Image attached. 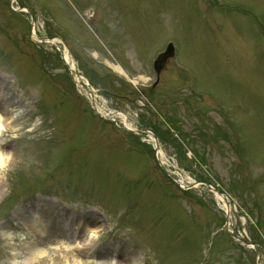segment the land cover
<instances>
[{"label":"rangeland","instance_id":"374dc122","mask_svg":"<svg viewBox=\"0 0 264 264\" xmlns=\"http://www.w3.org/2000/svg\"><path fill=\"white\" fill-rule=\"evenodd\" d=\"M0 111V264H264V0H0Z\"/></svg>","mask_w":264,"mask_h":264},{"label":"bare ground","instance_id":"6f19581e","mask_svg":"<svg viewBox=\"0 0 264 264\" xmlns=\"http://www.w3.org/2000/svg\"><path fill=\"white\" fill-rule=\"evenodd\" d=\"M64 57H65V59H67L68 61L71 62L69 51L67 49L65 50V56ZM113 67L115 70H118L119 72H122V73L124 72V70L121 66H114L113 65ZM2 121H4V118H3L2 112L0 111V123ZM1 128L2 127H0V130H1ZM6 159H7V157L3 156V152H0V166L1 167L3 165H5ZM37 220L38 219L36 217L33 220V222H36V224H37ZM49 229L50 228L47 226L46 233H44L43 231H40V233L38 234L39 235V237H38L39 241L37 244L26 247L28 249V251L24 252V254H23L26 257V259H25L26 264H34L39 259H41L47 255H49V257H50L49 262H51V264H52V262L53 263L56 262L57 256L58 257H60L61 255L63 256L64 254H66L68 251H70L72 249V247H70L71 244L67 243V242H69V240L66 238L68 236L64 231H58V230H54V229L49 230ZM90 232H91V235L93 236L94 230L92 229V230H90ZM60 233H61V235H60ZM45 240H52V242L50 243V241H48V243L46 245ZM56 240H59L58 243H55ZM85 244L86 243L83 242V244L80 245V247L85 246ZM78 247H79V245L76 246V248H78ZM48 248L53 249L54 251L51 253L49 250H47ZM80 253H81V251H78L75 255H77V257H79ZM13 254H16V252H14ZM94 256H95L94 259H90L89 261L88 260H82L81 262L82 263H90V264H114V260L112 257L107 256V257H99L98 258V256H96V255H94ZM64 261H66V259H64Z\"/></svg>","mask_w":264,"mask_h":264},{"label":"water","instance_id":"95a60500","mask_svg":"<svg viewBox=\"0 0 264 264\" xmlns=\"http://www.w3.org/2000/svg\"><path fill=\"white\" fill-rule=\"evenodd\" d=\"M164 59H165V57L163 58V56L158 60L159 61V67L163 64V62H164Z\"/></svg>","mask_w":264,"mask_h":264}]
</instances>
